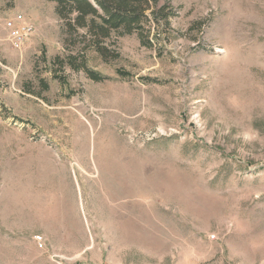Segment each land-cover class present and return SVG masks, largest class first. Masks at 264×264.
<instances>
[{
    "label": "rangeland",
    "instance_id": "rangeland-1",
    "mask_svg": "<svg viewBox=\"0 0 264 264\" xmlns=\"http://www.w3.org/2000/svg\"><path fill=\"white\" fill-rule=\"evenodd\" d=\"M167 3L94 81L54 2L0 0V264H264V0Z\"/></svg>",
    "mask_w": 264,
    "mask_h": 264
},
{
    "label": "trees",
    "instance_id": "trees-1",
    "mask_svg": "<svg viewBox=\"0 0 264 264\" xmlns=\"http://www.w3.org/2000/svg\"><path fill=\"white\" fill-rule=\"evenodd\" d=\"M55 3V12L63 22L64 46L78 47L79 52L62 60L72 68L82 71L94 81L105 79L88 68L85 53L92 49L104 62L118 57L112 47V38L135 33L144 47L153 45L149 38L151 24L154 30L168 26L176 11L169 0H49ZM160 1L164 4L158 6ZM155 39L157 34H154Z\"/></svg>",
    "mask_w": 264,
    "mask_h": 264
},
{
    "label": "built area",
    "instance_id": "built-area-1",
    "mask_svg": "<svg viewBox=\"0 0 264 264\" xmlns=\"http://www.w3.org/2000/svg\"><path fill=\"white\" fill-rule=\"evenodd\" d=\"M12 28V24H8ZM31 31V28L29 26H25L24 24H20L16 29H12V35L15 39H22L27 34H29Z\"/></svg>",
    "mask_w": 264,
    "mask_h": 264
}]
</instances>
